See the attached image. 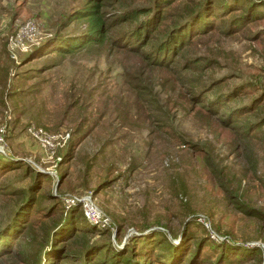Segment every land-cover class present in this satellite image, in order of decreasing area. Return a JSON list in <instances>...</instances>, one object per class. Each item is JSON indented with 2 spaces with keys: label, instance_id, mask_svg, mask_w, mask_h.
Masks as SVG:
<instances>
[{
  "label": "rangeland",
  "instance_id": "1",
  "mask_svg": "<svg viewBox=\"0 0 264 264\" xmlns=\"http://www.w3.org/2000/svg\"><path fill=\"white\" fill-rule=\"evenodd\" d=\"M85 1L0 0V58L7 59L8 67L6 80L0 81V100L3 93L4 102H0V123L9 126L6 151L0 159L18 166L0 177V190L12 194L14 189L27 188L32 168L49 174L38 179L40 192L50 190L62 207L68 205V198L91 196L103 219L109 221V225L91 224L81 202L75 205L74 225H92L98 230L91 241L104 239L99 230L108 229L112 244L122 248L135 242L133 237L160 230L178 243L183 226L190 221L188 227L195 236H208L218 243L231 236L245 250L258 248L261 257L245 264H264V219L243 211L229 193L233 191L246 205L264 213V145L251 139L245 146L237 136L232 138L228 128L215 119L209 121L198 101L203 99L192 101L187 93L189 75L184 77L186 81L162 85L165 77L182 76L175 71L179 64L171 71L151 67L136 55L109 51L106 45L42 55L55 33L73 35L85 29L83 22H68ZM240 3L247 4L245 0ZM257 16L256 22L230 38L206 37L191 50V56H206L204 44L215 42L213 53L220 65L207 68L201 84L208 89L211 79L224 78L217 90L239 85L242 93L237 100L256 97L253 103L264 112V19H260L264 6H257L251 18ZM29 20L39 26L38 45L30 46L26 53L12 51L13 56L9 38ZM34 47L39 54L31 59L28 55ZM4 51L8 58L1 55ZM139 82L160 100L148 104L141 115ZM12 90L14 96H10ZM160 105L162 110L157 109ZM8 114L11 118L4 121ZM31 125L67 134L68 139L52 153L29 138ZM82 135L69 161L63 160L69 141ZM257 137H264V126ZM208 162L233 181L228 191L213 180ZM51 165H56L51 169L56 176L48 173ZM59 177L63 178L57 184ZM4 203L0 201V223L8 212ZM53 203L57 204L44 200L34 205L31 217ZM37 206L40 210L35 211ZM57 214L54 209V216ZM118 224L122 230L116 235ZM22 241V236L13 238L15 244ZM13 262L9 258L0 264Z\"/></svg>",
  "mask_w": 264,
  "mask_h": 264
},
{
  "label": "trees",
  "instance_id": "2",
  "mask_svg": "<svg viewBox=\"0 0 264 264\" xmlns=\"http://www.w3.org/2000/svg\"><path fill=\"white\" fill-rule=\"evenodd\" d=\"M245 2L246 5L240 0H86L68 21L83 22L85 29L73 35L66 31L55 33L42 55L49 52L64 55L106 45L109 51L136 55L151 67L171 71L179 64V68L174 70L182 76L174 80L165 77L162 85L186 81L184 77L189 75L187 93L192 101L195 98L203 99L198 101L203 105L202 113L209 121L215 119L220 126L228 128L232 138L237 136L245 146H249L251 139L264 145V137H257L263 131L264 112H261V106L253 103L256 97L247 102L237 100L242 93L239 85L228 90H217L224 78L211 79L207 84L208 89L200 82L207 68L220 65L213 53L215 42L204 44L208 51L206 56H191V50L206 37L220 35L230 38L243 31L248 23L256 22L258 16L254 19L251 16L257 6H264V1ZM260 19H264L263 16ZM37 49L34 47L29 52L31 59L38 56ZM7 53L5 56L4 51L1 55L7 57ZM6 61L0 58L1 83L6 80ZM15 93V90L10 91V96ZM1 96L0 102L4 105L3 93ZM158 97L139 82L138 113L141 115L149 109L151 102L159 103ZM165 102L170 100L165 99ZM157 109L162 110L161 105ZM3 119L6 121V116ZM83 137L69 141L63 160L69 161L72 150ZM208 158L205 152V161ZM0 160V177L18 167L9 160ZM206 165L221 189L231 187L233 181L227 180L219 169L216 170L213 162ZM29 172H33V177L27 188L14 189L12 194L0 190V201H4V207L8 208L5 220L0 223V262L10 258L14 260L13 264H245L261 257L258 248L245 250L231 236H225L226 240L219 243L208 236H195L188 227L190 221L183 226L178 243H173L160 230L133 237L135 242L125 243L122 248L112 244L108 229L99 230L104 239L91 241V235L98 230L92 225L78 228L74 225L77 207H62L50 190L40 192L38 179L46 178L49 174L32 168ZM62 178L59 177L57 184ZM229 193L243 211L264 219V213L246 205L233 191ZM44 200L57 204L53 203L39 216L32 218L34 205H41ZM54 209L58 213L57 218ZM36 210H40V206ZM121 227L122 224H118L116 235L122 230ZM20 236L23 241L15 244L13 238ZM230 238L232 241L227 240Z\"/></svg>",
  "mask_w": 264,
  "mask_h": 264
},
{
  "label": "built area",
  "instance_id": "3",
  "mask_svg": "<svg viewBox=\"0 0 264 264\" xmlns=\"http://www.w3.org/2000/svg\"><path fill=\"white\" fill-rule=\"evenodd\" d=\"M41 35L39 31V26L34 20H29L25 23H23L18 30L9 38L8 42V48L11 51L12 55L14 56V53L12 51H19L26 53L29 51L30 46L38 45L37 38H39ZM7 114V111H5ZM7 119H10L11 116L8 114ZM9 134V126L7 122L0 123V154H5L6 151V138ZM27 135L29 138L38 146L45 150H51L52 153L56 150L58 147H63L65 145V142L68 139L67 134L62 133H49L45 131V129L41 127H37L34 125H31L27 128ZM58 160H60L58 158ZM56 165H51L50 170L48 173L55 175L56 172L54 170H51L55 168ZM79 202H81V205L84 210L85 218L94 225H105V223L109 225V221H105L103 219V215L101 214L98 207L95 206V204L92 201V198L90 195H87L83 197L81 200H77L76 198H68L65 202V207L68 206H75ZM104 220V221H103ZM210 236L215 239V235L212 233ZM217 239V238H216Z\"/></svg>",
  "mask_w": 264,
  "mask_h": 264
}]
</instances>
